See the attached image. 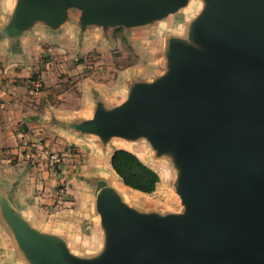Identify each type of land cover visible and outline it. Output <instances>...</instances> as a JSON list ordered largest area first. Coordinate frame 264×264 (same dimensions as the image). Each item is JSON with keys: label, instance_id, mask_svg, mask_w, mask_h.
I'll list each match as a JSON object with an SVG mask.
<instances>
[{"label": "water", "instance_id": "water-1", "mask_svg": "<svg viewBox=\"0 0 264 264\" xmlns=\"http://www.w3.org/2000/svg\"><path fill=\"white\" fill-rule=\"evenodd\" d=\"M17 2L0 38L18 41L38 18L57 24L69 8L83 11V26L97 20L127 27L187 1ZM193 34L207 52L173 40L166 76L136 81L112 109L99 97L96 113L82 122H59L97 133L104 142L144 135L156 154L174 147L185 211L140 212L104 176H96L89 182L101 193L104 245L101 254L78 256L35 230L8 192L0 207L35 264H264V0H211Z\"/></svg>", "mask_w": 264, "mask_h": 264}, {"label": "crops", "instance_id": "crops-1", "mask_svg": "<svg viewBox=\"0 0 264 264\" xmlns=\"http://www.w3.org/2000/svg\"><path fill=\"white\" fill-rule=\"evenodd\" d=\"M17 1L4 0V5L8 7H0V16L7 17L13 14ZM82 17L81 9L69 8L65 18L57 24H52L43 17L38 18L21 32L18 41L0 38V138H2L0 146H9L8 153L12 156L11 158L19 160L17 163H11L10 169H7L16 172V178H19L14 198L21 214L38 232L61 240L73 255L94 256L98 252L95 253L97 249L93 247L90 235L87 233L88 230L85 228L87 222L85 213L69 214L68 212L61 213L59 210L53 216L46 218L40 216L38 212L41 210L38 211L36 205H30L22 195L26 192L27 174L26 170H22L19 165L22 163V157H26L24 152L27 151L28 154L31 150H36L34 146H49L53 147L52 150L63 146L66 149L68 144H91V142L96 143L98 138L102 140L97 133L82 132L62 126L59 122L93 117L97 110L99 97L107 109H112L128 98L133 83L136 81L151 82L148 76L130 75L127 77L123 74L127 72L122 71L111 83H105L96 77L93 71L86 70L88 61L95 51L100 53L102 51L103 54L110 52L113 55L111 45H115L117 40L114 30L108 31L110 26L105 27L97 20H92L83 26ZM111 27L116 29L119 26ZM160 28L154 27L150 33H157ZM125 36L130 38L127 32ZM53 53L57 59L58 53H60L59 56L61 54L67 57L72 56L76 62L66 71L59 69L58 66H62V63L60 65L46 63L50 69L44 70L46 65L40 64L41 56L43 54L53 55ZM35 69H41L42 71H39L43 72V78L38 75L43 81V86L39 90H35L30 81L31 72ZM64 71L68 75L67 81L71 84H66L67 81L60 83ZM71 77L74 80H69ZM107 144L111 147L107 157L104 160L101 159L99 164L90 165L86 169L84 166L80 173L91 178L99 170L98 176H104L126 204L140 212H149L131 197L138 193L154 194L159 186L165 185L163 174L168 175V167L170 168L168 162L164 160L165 158L157 159L153 152H145L139 145L128 143L114 145L112 141H107ZM119 148L137 154L142 161L159 173L160 181L155 191L147 193L131 187L124 191L122 188L115 187L110 180L111 175L117 177L121 184L122 182L112 168L111 155L115 149ZM12 159L4 154L3 148H0V181L1 178L6 179L7 176L8 180H12V171L4 170L6 165L3 163ZM8 184L12 185L13 182H8ZM168 206L171 209L168 210L165 207L166 211L158 212L164 214L179 212L173 204ZM60 213L65 216L61 218ZM87 217L88 222L98 227L101 242L104 244V228L101 220L100 222L97 220L93 209L88 211ZM90 226L91 224L88 225Z\"/></svg>", "mask_w": 264, "mask_h": 264}, {"label": "rangeland", "instance_id": "rangeland-1", "mask_svg": "<svg viewBox=\"0 0 264 264\" xmlns=\"http://www.w3.org/2000/svg\"><path fill=\"white\" fill-rule=\"evenodd\" d=\"M187 2L177 7L173 12L157 17L151 20L144 21L142 23L130 26L119 25L116 29L109 27L108 31L114 30V36L117 43L111 45L113 55L110 52L95 51L92 58L88 61L86 70L94 72V75L101 79L105 83H111L120 72L126 71L127 77L134 76H148L151 83L156 81L157 78L166 76L170 70V63L168 60V54L170 49V43L173 40L185 41L195 47H198L207 52L206 46L200 44L193 34V29L196 20L200 17L204 10L209 8L211 0H186ZM4 0H0V7H8L4 5ZM12 14L9 16H0V29L10 24L12 20ZM118 26V25H116ZM161 26V28H160ZM154 27H159L160 31L157 33H150ZM128 34V37L125 34ZM153 32V31H152ZM58 53V59L56 55L44 54L40 58V64H45L44 70H49L47 64L56 63L62 66H58L61 70L70 69L76 62L72 56L67 57L65 54ZM53 56V57H51ZM53 61V62H51ZM61 61V62H60ZM39 63V62H38ZM47 63V64H46ZM39 68V67H38ZM41 69H35L31 72L35 75H40L43 78V72ZM43 70V71H44ZM62 73V81H67V76ZM58 75V74H57ZM141 78V77H140ZM69 80H74L71 77ZM63 84V82H62ZM66 84H71L67 81ZM74 84V83H73ZM64 87V86H62ZM84 119L74 120L82 122ZM73 121V120H72ZM2 139V138H0ZM107 141L114 142V145L128 143L131 145L141 146L145 152H153L156 158L163 159L168 162V175L163 174L165 185L159 186L158 190L154 194H133L131 199L148 211H166L165 207L171 209L168 205H174L178 208L179 212L183 213L186 206L182 203L181 198L177 190V182L179 180L181 169L176 165L175 149L172 147L164 154H156V149L151 145L147 137L140 136L135 139H128L121 136L111 137ZM107 141L97 139L96 143L81 144V145H67V148H61L49 146H34L36 150H31L26 157H22L19 165L22 170H26L27 184L24 198L29 201L30 205H36L38 207V213L40 216L46 218L53 216L56 211L79 213L86 216L85 228L88 230L93 247L97 250L95 253L100 252L103 243L101 242L99 230L97 226H93L91 222H88V211L92 210L96 213L97 220L100 222L99 215V198L100 190L96 185L91 184L93 178L100 174L99 170L95 172L91 178L86 177L83 173H80L85 166V169L90 165L99 164L104 160L111 147L108 146ZM4 154L8 158L12 159L8 150L9 146L5 145ZM9 155V156H8ZM52 155H56L59 160L57 162L52 161ZM161 155V156H160ZM6 158V157H5ZM19 160L13 158L11 161H4L6 165L4 170L8 172L11 163H17ZM178 167V168H177ZM9 168V169H7ZM170 169L172 171H170ZM176 169V170H175ZM16 172L12 171V180L2 179L0 181V197L1 203L6 202V193H16L18 189V179L16 178ZM113 178H115L113 176ZM117 178V177H116ZM13 182L9 185L8 182ZM118 182V181H117ZM121 184V183H120ZM119 184V185H120ZM123 186V185H122ZM129 187H126V189ZM1 206V205H0ZM92 207L91 209H89ZM63 218L65 215H61ZM88 227V225H90ZM104 252V251H103ZM102 252H100L101 254ZM0 264H35L25 253L22 247L19 236L15 229L11 226L8 219L4 215V209L0 207Z\"/></svg>", "mask_w": 264, "mask_h": 264}, {"label": "trees", "instance_id": "trees-1", "mask_svg": "<svg viewBox=\"0 0 264 264\" xmlns=\"http://www.w3.org/2000/svg\"><path fill=\"white\" fill-rule=\"evenodd\" d=\"M111 165L124 184L143 192L155 191L160 181V175L155 169L127 149H116L111 156Z\"/></svg>", "mask_w": 264, "mask_h": 264}, {"label": "built area", "instance_id": "built-area-1", "mask_svg": "<svg viewBox=\"0 0 264 264\" xmlns=\"http://www.w3.org/2000/svg\"><path fill=\"white\" fill-rule=\"evenodd\" d=\"M30 81H31L35 90H39L43 86L42 78L39 76L33 75L31 77ZM58 160H59V158L56 155H52V161L53 162H57Z\"/></svg>", "mask_w": 264, "mask_h": 264}, {"label": "bare ground", "instance_id": "bare-ground-1", "mask_svg": "<svg viewBox=\"0 0 264 264\" xmlns=\"http://www.w3.org/2000/svg\"><path fill=\"white\" fill-rule=\"evenodd\" d=\"M113 176L114 175H111L110 176V180H111V182H113V184L115 185V187H117L118 189H120V188H122V190H124V191H126L127 189H125L127 186L125 185V184H123L124 186H126L125 188H123V187H121L122 186V184H120V182H119V180H118V178H116L115 176V178H113ZM118 181V182H117ZM120 184V185H119Z\"/></svg>", "mask_w": 264, "mask_h": 264}]
</instances>
